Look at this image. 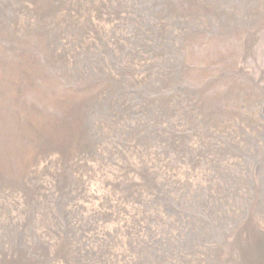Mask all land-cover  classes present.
Returning a JSON list of instances; mask_svg holds the SVG:
<instances>
[{
	"label": "rangeland",
	"instance_id": "374dc122",
	"mask_svg": "<svg viewBox=\"0 0 264 264\" xmlns=\"http://www.w3.org/2000/svg\"><path fill=\"white\" fill-rule=\"evenodd\" d=\"M0 264H264V0H0Z\"/></svg>",
	"mask_w": 264,
	"mask_h": 264
}]
</instances>
